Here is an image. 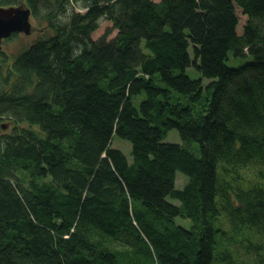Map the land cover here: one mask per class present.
<instances>
[{"label": "trees", "instance_id": "16d2710c", "mask_svg": "<svg viewBox=\"0 0 264 264\" xmlns=\"http://www.w3.org/2000/svg\"><path fill=\"white\" fill-rule=\"evenodd\" d=\"M20 5L45 23L0 51V264H264V0Z\"/></svg>", "mask_w": 264, "mask_h": 264}, {"label": "rangeland", "instance_id": "374dc122", "mask_svg": "<svg viewBox=\"0 0 264 264\" xmlns=\"http://www.w3.org/2000/svg\"><path fill=\"white\" fill-rule=\"evenodd\" d=\"M156 1V0H155ZM244 20V19H243ZM245 21V20H244ZM31 22H32V27H31V32L29 34H25L24 32L22 33H17L16 37H8L5 38L2 42V48L0 51H3L5 53L10 54V56H14L17 55V53H19L20 49L27 47L28 45H30L31 43H33L35 41L36 38H38V36L41 33V27H43V24L45 23V21H40L39 19L35 20L31 18ZM100 28L93 34L94 38H99L101 36H103L104 33H106L108 30H113L112 23H110L109 21H106L105 19H103V21H101V24L99 26ZM117 33L116 30H113V33L111 36L109 37H113L115 34ZM165 141L167 142H177L180 143V137H179V133L176 130L170 131L168 132ZM114 145L117 147H120L124 153L127 156H130V154H127L126 152H128L130 150V145L127 144L126 142H123L121 140H115L114 141ZM177 187L179 188H183V185L186 183V181L188 180L187 176H184L182 173L178 172L177 173ZM177 202V201H175ZM177 221L180 224H187L190 225V220H183L181 218H177Z\"/></svg>", "mask_w": 264, "mask_h": 264}, {"label": "water", "instance_id": "95a60500", "mask_svg": "<svg viewBox=\"0 0 264 264\" xmlns=\"http://www.w3.org/2000/svg\"><path fill=\"white\" fill-rule=\"evenodd\" d=\"M31 11L23 5L0 7V49L3 40L16 33L29 34L32 30Z\"/></svg>", "mask_w": 264, "mask_h": 264}, {"label": "bare ground", "instance_id": "6f19581e", "mask_svg": "<svg viewBox=\"0 0 264 264\" xmlns=\"http://www.w3.org/2000/svg\"><path fill=\"white\" fill-rule=\"evenodd\" d=\"M1 50V49H0Z\"/></svg>", "mask_w": 264, "mask_h": 264}]
</instances>
